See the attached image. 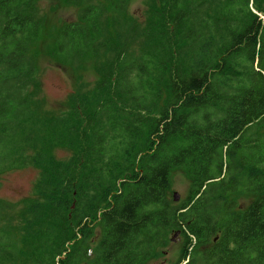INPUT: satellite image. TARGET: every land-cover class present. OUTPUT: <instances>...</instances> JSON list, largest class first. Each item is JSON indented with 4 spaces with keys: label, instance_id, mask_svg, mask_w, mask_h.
Instances as JSON below:
<instances>
[{
    "label": "trees",
    "instance_id": "1",
    "mask_svg": "<svg viewBox=\"0 0 264 264\" xmlns=\"http://www.w3.org/2000/svg\"><path fill=\"white\" fill-rule=\"evenodd\" d=\"M40 1L0 0V186L6 168L38 172L21 211L0 198V264H146L171 232L175 264H264V0H143L142 20L130 0H63L77 19L51 55L97 75L64 110L31 50ZM173 169L191 178L178 204Z\"/></svg>",
    "mask_w": 264,
    "mask_h": 264
},
{
    "label": "rangeland",
    "instance_id": "2",
    "mask_svg": "<svg viewBox=\"0 0 264 264\" xmlns=\"http://www.w3.org/2000/svg\"><path fill=\"white\" fill-rule=\"evenodd\" d=\"M40 12L45 15V23L42 26L38 38L33 42L31 50L35 52L37 61V72L42 82V94L47 101V106L59 110L66 108L67 96L74 91L77 82L83 81L84 85H90L87 82H93L97 75L95 73L94 64L88 61L83 69L74 70L71 65L63 64L58 58L53 57L52 49L56 41L57 34L61 26L65 22H73L77 19L78 9L67 6L63 0H41L39 2ZM143 0H130L129 13L133 16L143 19L144 11ZM89 87V86H88ZM150 98H153L150 94ZM60 129V127H59ZM70 152H64L59 148L52 150L50 154H56L58 157L68 158ZM37 169L33 166L6 168L2 173L0 186V198L8 201L14 206L20 205L18 211H21V202L36 198L34 193V185L37 180ZM191 178L181 169H173L170 172L171 188L168 193L170 199L172 194L177 193L178 202L183 201L189 191ZM237 207L245 208L252 197L245 195H235ZM100 226H96L92 230L89 238L92 243H97L100 238ZM171 232L168 236L170 242L163 251V255L149 260L146 264H175L180 251L183 248L184 238ZM19 240L18 253L31 248L33 241H24L22 237ZM63 257V255L61 256ZM3 264H8L3 262ZM10 264H31L25 255H21L16 261Z\"/></svg>",
    "mask_w": 264,
    "mask_h": 264
},
{
    "label": "water",
    "instance_id": "3",
    "mask_svg": "<svg viewBox=\"0 0 264 264\" xmlns=\"http://www.w3.org/2000/svg\"><path fill=\"white\" fill-rule=\"evenodd\" d=\"M172 200H173V202H178V200H179V196H178L177 193H173V194H172ZM177 234H178V232H177ZM177 234H176V235H177Z\"/></svg>",
    "mask_w": 264,
    "mask_h": 264
}]
</instances>
